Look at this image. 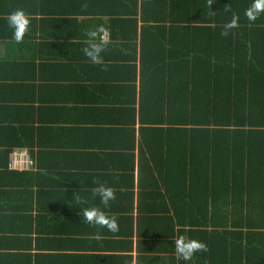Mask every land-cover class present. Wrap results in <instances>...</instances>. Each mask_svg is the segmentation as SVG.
<instances>
[{"label": "crops", "instance_id": "0c3cea01", "mask_svg": "<svg viewBox=\"0 0 264 264\" xmlns=\"http://www.w3.org/2000/svg\"><path fill=\"white\" fill-rule=\"evenodd\" d=\"M127 6L0 0V264H189L173 244L187 233L174 220L184 219L182 185L162 177L179 172L183 184L191 174L190 155L179 156L176 144L187 100L179 114V85L167 96L162 77L143 71L144 21ZM17 9L31 22L19 43L7 25ZM98 27L107 44L95 64L83 50ZM19 151L36 170H10ZM206 151L193 165L200 174L210 168ZM97 184L115 192L107 206L93 195ZM90 207L117 230L85 222ZM214 256L220 264V251Z\"/></svg>", "mask_w": 264, "mask_h": 264}, {"label": "trees", "instance_id": "16d2710c", "mask_svg": "<svg viewBox=\"0 0 264 264\" xmlns=\"http://www.w3.org/2000/svg\"><path fill=\"white\" fill-rule=\"evenodd\" d=\"M140 1L127 7L144 21L141 67L162 77L167 96L179 85V114L187 100V121L175 135L179 156L190 155L191 174L182 184L179 172L165 167L162 177L180 180L184 219L174 220L206 248L188 263L218 264L220 251V264H264V13L247 19L253 0ZM204 150L210 168L200 174L193 165ZM32 158L23 172L36 170Z\"/></svg>", "mask_w": 264, "mask_h": 264}, {"label": "clouds", "instance_id": "9594fccd", "mask_svg": "<svg viewBox=\"0 0 264 264\" xmlns=\"http://www.w3.org/2000/svg\"><path fill=\"white\" fill-rule=\"evenodd\" d=\"M261 13H264V0H253L251 6L245 10V16L249 21H255ZM30 24L28 15L22 9L12 11L7 16V25L12 30V39L17 43L22 42L25 34L30 31ZM235 24L236 21L233 20L227 27H234ZM103 31L102 27H98L87 33L89 42L83 50L84 55L95 64L102 63L101 53L107 44V40L102 35ZM93 195L98 196L100 203L105 206L115 199L113 189L103 184H97L93 189ZM83 220L90 225L106 227L109 231L117 230L116 220L108 217L102 209L97 207L84 208ZM173 244L174 254L178 261L187 262L198 251L206 250L205 245L201 241L187 238L184 235L176 237L173 240Z\"/></svg>", "mask_w": 264, "mask_h": 264}, {"label": "built area", "instance_id": "2783aa9c", "mask_svg": "<svg viewBox=\"0 0 264 264\" xmlns=\"http://www.w3.org/2000/svg\"><path fill=\"white\" fill-rule=\"evenodd\" d=\"M33 166L28 154L23 151L13 152L11 157V168L14 170H28Z\"/></svg>", "mask_w": 264, "mask_h": 264}]
</instances>
